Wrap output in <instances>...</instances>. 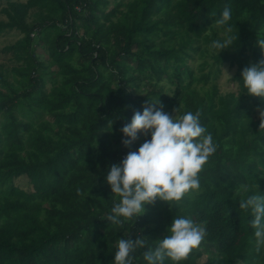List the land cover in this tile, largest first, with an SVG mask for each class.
<instances>
[{"label":"trees","instance_id":"obj_1","mask_svg":"<svg viewBox=\"0 0 264 264\" xmlns=\"http://www.w3.org/2000/svg\"><path fill=\"white\" fill-rule=\"evenodd\" d=\"M5 1L0 33L23 36L3 48L15 65L0 64V264H112L120 237L139 233L154 243L175 215L206 228L181 264L204 256L201 264H264L252 214L238 207L256 184L264 195V101L241 79L264 59V0ZM225 6L238 38L219 54L209 45L224 36L215 21ZM36 33L47 58L33 53ZM194 53L198 73L188 64ZM225 64L235 68L237 92L205 89ZM156 98L171 115L199 110L217 151L200 188L175 207L157 201L133 225L111 226L104 217L119 198L107 169L147 138L125 147L120 129ZM21 176L31 193L15 185ZM142 251L134 264H145Z\"/></svg>","mask_w":264,"mask_h":264},{"label":"clouds","instance_id":"obj_2","mask_svg":"<svg viewBox=\"0 0 264 264\" xmlns=\"http://www.w3.org/2000/svg\"><path fill=\"white\" fill-rule=\"evenodd\" d=\"M232 18L231 6H225L215 21L224 36L213 39L209 47L219 54L236 45L238 36L230 35L234 28ZM257 45L264 49V38H259ZM241 77L244 91L264 101V59L243 68ZM175 112L171 115L165 111L158 98L148 100L147 106L135 111L121 127V143L125 147L140 136L147 138L107 169L105 180L119 198L104 217L109 225H133L147 213L149 205L161 201L175 207L188 193L200 188V173L218 145L201 122L199 110ZM260 115L264 117V107ZM109 125L110 130L112 121ZM238 207L252 214L255 248L258 252L264 250V195L258 193L257 184L256 190L242 199ZM205 235L206 228L191 216L175 215L166 234L154 243L139 233L135 238L129 232L120 237L112 264H134L138 250H143L145 264H181L202 244Z\"/></svg>","mask_w":264,"mask_h":264},{"label":"rangeland","instance_id":"obj_3","mask_svg":"<svg viewBox=\"0 0 264 264\" xmlns=\"http://www.w3.org/2000/svg\"><path fill=\"white\" fill-rule=\"evenodd\" d=\"M13 1H25V0H13ZM126 1H128V0H125V2ZM5 7H7V4H6V1L3 0L0 3V20H6L5 14L2 12V9H4ZM112 7L113 6L110 5L107 8V12ZM122 9H124V8H122ZM33 19H34V17H29L27 19L28 23H33ZM22 36L23 35L17 30L4 31V32L0 33V64H3V65L8 66V67H12L13 65H15V63L10 60L11 53H5L3 51V48L7 45L13 44L15 41L22 38ZM36 36H37V33H36L35 37L32 36L33 37L32 38L33 39V43H32L33 53L36 56H41L42 59L47 58V55L44 51V45H43L42 41L36 40ZM193 55H194V58L191 60H188V64L193 70L196 71V73H198V67H199L202 59L199 57L198 53H194ZM224 69L226 70L227 73L224 71ZM53 70H55V68H53ZM234 72H235L234 67L232 68V67H229L228 64H225L221 68L220 72L218 73L217 78L212 79L208 85L204 86V88L207 89L209 85L217 84L219 89H220V92L223 95L226 93H230V92L236 93L237 92V86L235 83H233L231 81V78H232ZM9 80H11V78H9ZM160 86H162L164 88V90L171 88V86L167 83V81L161 82ZM196 86H197V88L202 87L201 83L199 85H196ZM145 89H147V86L143 85L141 87L142 93L145 92ZM167 93L169 94V91H167ZM134 95H136V94H134ZM175 114H176V112L174 113V115ZM14 182H15V185L17 187L24 190L25 192H27V193L32 192V185L30 184V181L28 180L27 177L21 176L19 178H16ZM205 258H206L205 256L200 258L198 260V263L199 264L203 263L205 261Z\"/></svg>","mask_w":264,"mask_h":264},{"label":"built area","instance_id":"obj_4","mask_svg":"<svg viewBox=\"0 0 264 264\" xmlns=\"http://www.w3.org/2000/svg\"><path fill=\"white\" fill-rule=\"evenodd\" d=\"M79 10V9H78ZM128 151L123 150L122 154L120 155L121 160L124 158V156L127 154ZM120 160V161H121Z\"/></svg>","mask_w":264,"mask_h":264}]
</instances>
